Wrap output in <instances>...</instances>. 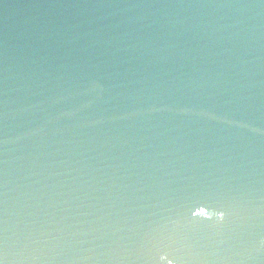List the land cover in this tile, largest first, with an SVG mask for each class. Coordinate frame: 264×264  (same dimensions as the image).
I'll return each mask as SVG.
<instances>
[{
	"label": "water",
	"instance_id": "obj_1",
	"mask_svg": "<svg viewBox=\"0 0 264 264\" xmlns=\"http://www.w3.org/2000/svg\"><path fill=\"white\" fill-rule=\"evenodd\" d=\"M0 260L264 264V0H0Z\"/></svg>",
	"mask_w": 264,
	"mask_h": 264
},
{
	"label": "snow or ice",
	"instance_id": "obj_2",
	"mask_svg": "<svg viewBox=\"0 0 264 264\" xmlns=\"http://www.w3.org/2000/svg\"><path fill=\"white\" fill-rule=\"evenodd\" d=\"M221 216H223V213H221ZM0 264H5L3 260H0Z\"/></svg>",
	"mask_w": 264,
	"mask_h": 264
}]
</instances>
